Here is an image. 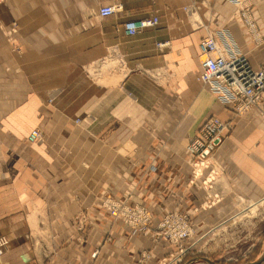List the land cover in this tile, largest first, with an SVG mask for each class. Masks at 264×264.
Masks as SVG:
<instances>
[{
  "label": "crops",
  "instance_id": "0c3cea01",
  "mask_svg": "<svg viewBox=\"0 0 264 264\" xmlns=\"http://www.w3.org/2000/svg\"><path fill=\"white\" fill-rule=\"evenodd\" d=\"M118 2L108 18L98 15L108 0L0 6V264H140L143 253L156 264L170 251L130 237L104 196L147 204L154 224L181 208L203 233L264 199V106L235 116L196 80L201 25L264 65V0L248 1L260 42L223 0ZM151 17L155 27L124 34L125 22ZM83 116L93 124L74 123ZM209 116L231 129L193 180L185 146ZM34 130L41 141L29 144ZM152 161L154 177H141Z\"/></svg>",
  "mask_w": 264,
  "mask_h": 264
},
{
  "label": "built area",
  "instance_id": "2783aa9c",
  "mask_svg": "<svg viewBox=\"0 0 264 264\" xmlns=\"http://www.w3.org/2000/svg\"><path fill=\"white\" fill-rule=\"evenodd\" d=\"M4 0H0L2 2ZM236 7H244L247 0H223ZM193 6L185 7L184 10L191 11ZM121 9L118 0H108V3L98 10L100 18L113 16ZM239 16L246 26L247 32L255 42H259V32L250 8L239 9ZM158 24L157 17L142 20H129L122 25V30L126 36H134L139 30L153 28ZM205 30V36L198 42V56L201 71L199 72V82L207 87L216 97V102L224 108H229L233 115L243 116L253 108L260 109L264 106V65L254 68L249 63L245 54L239 52L232 41L225 33L218 34L208 31L207 26L201 25ZM228 35V34H227ZM168 43L158 44L163 47ZM231 124L220 120L216 116H209L197 129L196 133L188 140L185 146L186 163L190 166L192 179L197 180L210 170V160L215 151L222 144L221 134L225 130H230ZM39 138V132L34 130L30 133L28 141L33 143ZM149 172L156 171L154 164L150 165ZM210 173V171H209ZM211 174V173H210ZM108 206L110 202H106ZM116 205V204H111ZM206 206V205H205ZM110 214L113 217L120 215L116 207H112ZM179 215V214H176ZM179 220L176 225H171L169 219L166 224L170 239L177 243L180 240L189 238L191 226L187 222L186 216H175ZM193 227V226H192ZM165 237V234H162ZM6 241L0 238V257L2 248ZM190 248L182 251L175 264L180 263V257ZM96 253L92 256L94 257ZM169 264V263H168Z\"/></svg>",
  "mask_w": 264,
  "mask_h": 264
},
{
  "label": "rangeland",
  "instance_id": "374dc122",
  "mask_svg": "<svg viewBox=\"0 0 264 264\" xmlns=\"http://www.w3.org/2000/svg\"><path fill=\"white\" fill-rule=\"evenodd\" d=\"M6 1L7 0L0 2V6ZM248 1L249 0L244 3V7H237L238 15L239 9L247 7L250 8V10L252 9ZM189 13V15L192 16V14H194V8H192ZM241 21L243 23L244 29L247 32L246 26L244 25L242 19ZM255 46H257L256 43ZM198 76L199 73L196 75L197 82H199ZM201 86L204 87V89L212 95L214 101H216L215 95L207 87L203 86L202 84ZM171 94L173 97L178 95L176 93ZM87 117L83 116L80 118H75L74 123L77 125L88 123V125L91 126L93 123L90 122H93V120ZM38 141L39 138L33 143L29 141L28 142L29 144H35ZM152 164H154L153 161L150 163V165ZM150 165L143 170L141 177H149V175L154 177L156 171L149 172L148 169ZM190 177H192V173ZM165 192H168V194L171 195V191L169 189L165 190ZM208 199H210L209 196ZM106 202H110V205L108 206ZM100 205L110 217L116 220V224L121 225V227L127 231L130 237L150 234L151 240L155 244L162 242L165 246L170 247V251L160 258L156 264H175L174 261H177L179 256L182 254V251L186 250L188 247L190 249L180 257V263L178 264H186L192 259H195V263L192 264H206L202 260L204 258L209 259L216 264H248L259 259L264 251V199L259 204L250 203L241 205L242 211L238 212V216L236 215L237 218L235 216L232 220L227 222L214 224L213 226L216 225L215 227L217 228H214L212 231L210 230L207 233L197 232L194 229V222L191 219V216L185 210H182L178 207H176L172 212L162 215L157 223L154 224L153 216L147 204L132 203L127 200H117L104 196L100 199ZM112 207H116L118 209L120 213L118 218L113 217L110 214V212H112ZM85 211L84 214H86ZM180 215L182 218L186 216L187 222L189 225L192 224L193 227L190 225L191 235L189 238L175 243L170 239V235L166 233L172 232V230L169 231V228H167L166 225H163L168 222L166 220L167 218L169 219V223L171 225H176L179 220L176 219L175 216ZM85 216L83 221H77V225L81 229L84 227ZM82 224L83 227H81ZM162 234H165V237ZM3 239L5 240V238ZM171 247L174 249L171 250ZM150 258L151 256L148 253H143L140 256L139 263L144 264L148 262ZM261 264H264V262Z\"/></svg>",
  "mask_w": 264,
  "mask_h": 264
},
{
  "label": "water",
  "instance_id": "95a60500",
  "mask_svg": "<svg viewBox=\"0 0 264 264\" xmlns=\"http://www.w3.org/2000/svg\"><path fill=\"white\" fill-rule=\"evenodd\" d=\"M206 264H216V263H214V262H212V261H210L209 259H206V258H204V259H202ZM264 262V251H263V253H262V255L260 256V258L259 259H257L256 261H254V262H252V263H248V264H261V263H263Z\"/></svg>",
  "mask_w": 264,
  "mask_h": 264
},
{
  "label": "bare ground",
  "instance_id": "6f19581e",
  "mask_svg": "<svg viewBox=\"0 0 264 264\" xmlns=\"http://www.w3.org/2000/svg\"><path fill=\"white\" fill-rule=\"evenodd\" d=\"M170 264V263H169Z\"/></svg>",
  "mask_w": 264,
  "mask_h": 264
}]
</instances>
